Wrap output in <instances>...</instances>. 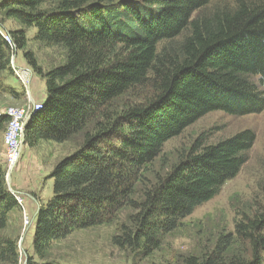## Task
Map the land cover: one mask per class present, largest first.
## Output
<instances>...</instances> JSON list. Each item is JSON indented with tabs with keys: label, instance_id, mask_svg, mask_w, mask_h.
I'll return each instance as SVG.
<instances>
[{
	"label": "trees",
	"instance_id": "1",
	"mask_svg": "<svg viewBox=\"0 0 264 264\" xmlns=\"http://www.w3.org/2000/svg\"><path fill=\"white\" fill-rule=\"evenodd\" d=\"M0 0V16L16 50L26 29L64 61L43 71L24 57L45 84L40 106L24 128V143H62L95 121L77 149L48 174L51 197L40 203L26 264H60L53 245L78 230L110 224L123 208L112 244L141 259L193 210L234 178L256 134L241 129L214 143L202 136L171 169L133 197L144 168L166 141L212 111L232 116L264 110V0ZM11 45L0 31V73L10 71ZM14 92L11 89H8ZM136 101L113 111L119 96ZM8 116L0 111V134ZM0 167V264H21L17 239L3 234L20 206ZM208 252L178 264H264V204L235 221ZM247 253H227L234 243ZM244 248V250H245Z\"/></svg>",
	"mask_w": 264,
	"mask_h": 264
},
{
	"label": "rangeland",
	"instance_id": "2",
	"mask_svg": "<svg viewBox=\"0 0 264 264\" xmlns=\"http://www.w3.org/2000/svg\"><path fill=\"white\" fill-rule=\"evenodd\" d=\"M229 2L232 0L216 1L217 4ZM17 27L18 24L13 20L0 16V31ZM34 32V28L26 29L25 48L16 50L12 47L10 71L0 73V111L5 112L10 106L31 107L41 97L44 80L27 63L24 52H31L43 71L64 61L62 49L42 46L33 39ZM136 91L119 96L112 110L117 112L127 104L134 103ZM94 124L92 120L62 143L42 141L34 147H28L23 139L16 170L8 174L9 181L6 180L7 188L12 189L9 191L22 201L20 209L11 213L9 226L3 232L16 237L21 264H24V252L26 262L27 255H33L31 240L39 205L51 197L52 180L48 178L49 172L58 160L77 149L84 134L94 129ZM244 128L253 129L256 140L238 174L226 181L211 199L197 206L177 229L163 238L160 248L149 256L134 258L128 250L112 244L111 237L119 224L128 223L133 213V209L126 207L117 213L112 223L78 230L55 243L49 257L60 264H178L183 257L199 256L210 251L220 235L233 233L235 221L251 215L264 204V110L244 116H232L222 111L207 113L181 134L164 143L159 155L144 168L141 182L134 187L133 197L140 199L144 186L166 174L199 136L207 143H214ZM16 174L23 182L21 193L13 188V175L17 177ZM21 237L23 240L19 243ZM243 246L236 242L227 249V253L230 256H244L247 251ZM33 261V264H39L36 257Z\"/></svg>",
	"mask_w": 264,
	"mask_h": 264
},
{
	"label": "built area",
	"instance_id": "3",
	"mask_svg": "<svg viewBox=\"0 0 264 264\" xmlns=\"http://www.w3.org/2000/svg\"><path fill=\"white\" fill-rule=\"evenodd\" d=\"M3 39L11 45V48L15 47L11 42L8 32L1 31ZM40 106V102H35L31 107L28 106H10L5 109V114L8 116V122L6 124L2 143L4 146L5 164H6V176L12 173L17 166L21 157L22 142L24 135V123L30 109L34 110ZM31 110V112H32ZM30 112V114H31ZM17 203L21 204L20 197L16 198Z\"/></svg>",
	"mask_w": 264,
	"mask_h": 264
},
{
	"label": "crops",
	"instance_id": "4",
	"mask_svg": "<svg viewBox=\"0 0 264 264\" xmlns=\"http://www.w3.org/2000/svg\"><path fill=\"white\" fill-rule=\"evenodd\" d=\"M45 86V85H44ZM42 94H41V97L39 98L38 101L42 100L43 99V94L45 93V87L44 89L42 90ZM0 166L4 167L6 166L5 164V154H4V146H3V143H2V133L0 134ZM16 170V168L14 169ZM14 176V180H13V188L17 191H23L22 189H24L23 187V182L20 180V177H18V175L16 174L17 177ZM21 193V192H20Z\"/></svg>",
	"mask_w": 264,
	"mask_h": 264
},
{
	"label": "water",
	"instance_id": "5",
	"mask_svg": "<svg viewBox=\"0 0 264 264\" xmlns=\"http://www.w3.org/2000/svg\"><path fill=\"white\" fill-rule=\"evenodd\" d=\"M37 102H40V101H37ZM33 105H34V104H33ZM31 110H32V109H30V111H29V113H28V115H27V118L25 119L24 128H25V124H26V122H27V120H28V117H29V115H30ZM6 180L9 181V180H8V177L6 178ZM7 183H8V182H7ZM8 187H9V186H8ZM8 189L10 190L11 188L9 187ZM10 191H12V189H11ZM22 240H23V237H21V238L19 239V243H21ZM24 257H25V259H24V264H26V255H25V252H24Z\"/></svg>",
	"mask_w": 264,
	"mask_h": 264
}]
</instances>
